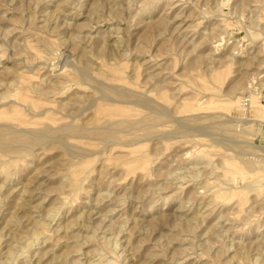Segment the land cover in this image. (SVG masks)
<instances>
[{
	"label": "rangeland",
	"instance_id": "374dc122",
	"mask_svg": "<svg viewBox=\"0 0 264 264\" xmlns=\"http://www.w3.org/2000/svg\"><path fill=\"white\" fill-rule=\"evenodd\" d=\"M157 110L0 151V264H264V0H0V124Z\"/></svg>",
	"mask_w": 264,
	"mask_h": 264
},
{
	"label": "bare ground",
	"instance_id": "6f19581e",
	"mask_svg": "<svg viewBox=\"0 0 264 264\" xmlns=\"http://www.w3.org/2000/svg\"><path fill=\"white\" fill-rule=\"evenodd\" d=\"M78 70V69H77ZM80 74V73H79ZM93 88V87H92ZM102 94V93H100ZM103 95V94H102ZM107 96V95H106ZM100 98V97H99ZM102 99V98H101ZM108 100V99H107ZM110 101V100H109ZM135 101V100H134ZM138 100H136L137 102ZM242 100V104H243ZM248 101L250 102V100L248 99ZM252 103L251 107L247 108V112L243 113H247V114H251L253 112L254 107H256L255 102L251 100ZM93 103V102H91ZM139 103V102H137ZM156 103V102H155ZM187 103V102H186ZM235 103V102H234ZM88 104V103H87ZM92 105V104H91ZM139 105V104H138ZM90 106V105H87ZM86 106V107H87ZM250 106V105H249ZM85 107V108H86ZM235 107V106H234ZM88 109V108H87ZM156 112V111H155ZM81 114V113H80ZM155 114V113H154ZM166 114V113H165ZM68 116V115H66ZM164 117L163 112L158 111L156 112L155 115L153 116H149L147 118H145L142 122L138 123L136 121H127V120H122V121H116V120H111V119H104L102 122H98L97 120L95 121V126L92 129H88L85 131V129H87L86 127L83 126H79L75 123H61L60 125H58L57 127L56 124L51 123V122H46L44 124H42V129L41 131H33V130H21V129H17V128H13L9 125H2L0 124V127H6L7 129H9V132H0V151H5V150H25L26 148H28L31 144L35 143V142H40L42 140L48 139V138H52V140L54 138L59 139L60 141L65 140L66 138H70V137H74L73 134L77 133L75 136L77 138H81V137H88V138H94V139H98L102 142H110L113 143L112 141H114V138L118 137V134L124 130L126 127L129 126H135L138 125L140 127V125H147L148 127L151 124H154V122L157 120H160ZM196 117V116H195ZM70 118V116H69ZM74 118V117H73ZM71 119V118H70ZM173 119V118H172ZM198 119V118H197ZM212 120V119H211ZM138 121V120H137ZM180 122V121H179ZM222 122V121H221ZM232 122V121H231ZM94 123V122H93ZM92 123V124H93ZM181 124V123H180ZM221 124V123H219ZM19 125H22L19 124ZM32 125H37L35 123H33ZM85 126V125H84ZM138 127V128H139ZM22 128V127H21ZM154 128V127H153ZM3 129V128H2ZM6 129V130H7ZM133 129V128H132ZM143 129V128H142ZM141 129V130H142ZM150 129V128H148ZM128 130V129H127ZM131 130V129H130ZM137 130V129H136ZM140 130V129H139ZM125 131V130H124ZM135 131V130H134ZM186 131V130H185ZM147 132V131H146ZM208 136V135H207ZM143 137V136H142ZM148 137V136H145ZM110 138H113V140H111ZM73 139V138H72ZM111 141H108V140ZM50 140V141H52ZM117 140V139H115ZM58 141V140H57ZM116 142V141H115ZM109 143V144H110ZM58 144L62 145V143L58 142ZM64 144V143H63ZM118 144V143H117ZM129 144V143H128ZM107 145V143L105 144ZM65 146V145H64ZM63 146V147H64ZM238 149H243L241 147H238ZM69 150V149H68ZM244 151V150H243ZM17 152V151H16ZM71 152V151H69ZM75 155V154H74ZM252 156V155H251ZM254 157V156H253ZM255 161V160H254ZM192 162V161H191ZM196 163V162H195ZM255 164V162H254ZM253 162L250 161H242L241 162V167L244 169H248L250 170L251 167L254 166ZM258 165V164H256ZM258 167V166H257ZM213 169V168H212ZM263 169V168H262ZM211 170V169H210ZM255 170V169H254ZM260 170V169H259ZM263 172V171H262ZM9 176V175H8ZM191 179V178H190ZM188 179V180H190ZM187 180V179H186ZM61 182V181H60ZM192 182V181H191ZM128 197V196H127ZM40 223V222H39ZM38 223V224H39ZM44 224V223H42ZM40 225V224H39ZM43 226V225H42ZM124 226V225H123ZM44 227V226H43ZM47 228V227H46ZM45 229V228H44ZM95 229V228H94ZM121 230V229H120ZM123 230V229H122ZM39 234V233H38ZM93 234V232H92ZM43 236V235H42ZM92 236V235H91ZM104 237V236H103ZM112 249V248H111ZM9 251V250H8ZM45 255V254H44ZM41 264V263H40ZM55 264V263H53ZM59 264V263H58Z\"/></svg>",
	"mask_w": 264,
	"mask_h": 264
},
{
	"label": "built area",
	"instance_id": "2783aa9c",
	"mask_svg": "<svg viewBox=\"0 0 264 264\" xmlns=\"http://www.w3.org/2000/svg\"><path fill=\"white\" fill-rule=\"evenodd\" d=\"M249 105H250V102L248 101V99H244V101H243V107L245 109H247V108H249Z\"/></svg>",
	"mask_w": 264,
	"mask_h": 264
}]
</instances>
